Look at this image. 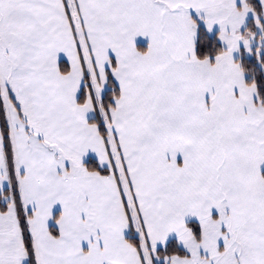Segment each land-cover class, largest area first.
<instances>
[{
	"label": "snow or ice",
	"instance_id": "1",
	"mask_svg": "<svg viewBox=\"0 0 264 264\" xmlns=\"http://www.w3.org/2000/svg\"><path fill=\"white\" fill-rule=\"evenodd\" d=\"M0 264H264V0H0Z\"/></svg>",
	"mask_w": 264,
	"mask_h": 264
}]
</instances>
